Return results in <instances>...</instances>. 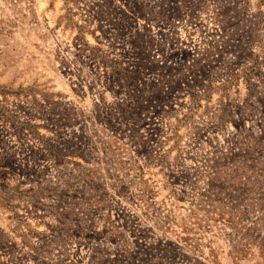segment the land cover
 <instances>
[{"label":"rangeland","instance_id":"1","mask_svg":"<svg viewBox=\"0 0 264 264\" xmlns=\"http://www.w3.org/2000/svg\"><path fill=\"white\" fill-rule=\"evenodd\" d=\"M0 264H264V0H0Z\"/></svg>","mask_w":264,"mask_h":264}]
</instances>
